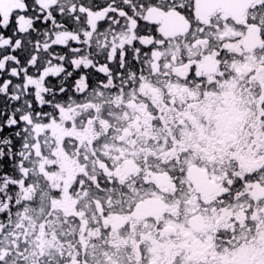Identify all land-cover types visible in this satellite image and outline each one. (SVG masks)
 Here are the masks:
<instances>
[{
	"label": "snow or ice",
	"instance_id": "obj_1",
	"mask_svg": "<svg viewBox=\"0 0 264 264\" xmlns=\"http://www.w3.org/2000/svg\"><path fill=\"white\" fill-rule=\"evenodd\" d=\"M0 264H264V0H0Z\"/></svg>",
	"mask_w": 264,
	"mask_h": 264
}]
</instances>
